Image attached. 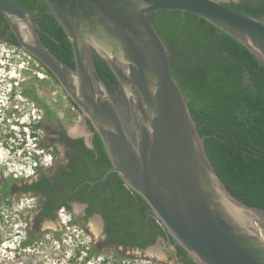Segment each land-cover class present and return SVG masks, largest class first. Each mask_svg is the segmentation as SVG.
<instances>
[{"label":"water","instance_id":"1","mask_svg":"<svg viewBox=\"0 0 264 264\" xmlns=\"http://www.w3.org/2000/svg\"><path fill=\"white\" fill-rule=\"evenodd\" d=\"M74 51L61 59L39 19L0 0L18 45L56 78L101 138L111 166L197 264H264V206L223 181L149 14L192 12L244 44L264 66V17L221 0H45ZM96 59L114 73L109 86ZM101 221V220H100ZM160 241V240H159ZM148 248H160V242Z\"/></svg>","mask_w":264,"mask_h":264},{"label":"trees","instance_id":"2","mask_svg":"<svg viewBox=\"0 0 264 264\" xmlns=\"http://www.w3.org/2000/svg\"><path fill=\"white\" fill-rule=\"evenodd\" d=\"M14 1L38 17L45 43L61 59L74 65L71 42L46 1ZM222 1L240 12L264 17V0ZM149 16L168 46L172 72L185 93L215 169L245 202L264 206L263 64L235 37L192 12L160 10ZM0 39L18 45L1 11ZM95 61L99 73L113 88L117 84L114 73L102 61ZM23 93L42 105L49 115L53 114L35 89ZM66 141L75 149L73 153L67 152L69 164L55 173L41 172L32 186L45 197L43 214L56 219L55 210L67 206L62 200L75 198L87 202L91 212L103 214L113 241L146 247L162 237L174 244V255L180 264H197L175 243L147 202L116 172L102 179L111 162L97 133L93 148H87L82 139ZM5 195L6 192L1 199ZM32 240L29 236L22 245H30Z\"/></svg>","mask_w":264,"mask_h":264},{"label":"rangeland","instance_id":"3","mask_svg":"<svg viewBox=\"0 0 264 264\" xmlns=\"http://www.w3.org/2000/svg\"><path fill=\"white\" fill-rule=\"evenodd\" d=\"M27 89H35L53 114L25 96ZM41 120L43 131L35 127ZM61 127L89 133L60 84L20 46L0 39V264H180L174 247L163 240L159 249L109 246L101 221L84 220L78 206L60 209L55 220L39 223L36 198L11 195L24 179L49 173L59 159L64 161L63 148L51 141ZM3 190L9 194L1 199ZM29 236L31 244L23 246Z\"/></svg>","mask_w":264,"mask_h":264},{"label":"flooded vegetation","instance_id":"4","mask_svg":"<svg viewBox=\"0 0 264 264\" xmlns=\"http://www.w3.org/2000/svg\"><path fill=\"white\" fill-rule=\"evenodd\" d=\"M80 111V110H79ZM83 120L85 125L88 128V135L85 134V132L83 131H78L77 133H71L67 128H57L54 134L53 139L51 140L52 143L54 144V146L61 147L63 148L64 151V161H61V159H59L58 165L56 166V168H54L53 173L60 171V169L62 167H66L69 164V157L67 155V152H74L75 149L71 148L69 145H67V138L72 140V141H76L78 139H82L84 145L87 148H93L94 146V138H95V134L96 131L94 130L93 126L90 124V122L88 121V119L86 117L83 116ZM43 121H39L38 124L39 126L37 127V129H40L43 131L44 126H43ZM41 173L36 174L34 176H32L31 178H27L24 179L22 181V183L18 184L17 187L12 189V193L11 195L13 197L15 196H19V195H32L36 198V208H35V218L37 220V217L40 218V220H37L39 223H42L44 221H51V220H55V219H51L49 217V215L47 214H43V200H44V196L41 195V193H39V191H37L36 188L32 187L40 178ZM5 194V191L2 192V195ZM9 192L6 191V195H8ZM63 202H66L67 206L62 205L61 208L55 210L56 213V218L58 215V212L60 209H67L69 211L74 210L75 206H78L77 208H79L80 212H81V217L84 218V220H89L90 218H98L99 220H101V224H102V232L104 234V237L106 238V243L109 246H114V247H118L121 248L123 250H130V249H146L152 245L146 246V247H139L137 245H124L123 243H121L120 241H113L111 236L107 233V223L106 220L103 216V214L100 211H90V206L87 202L84 201H80L78 199H70V198H66L64 200H62ZM159 240H163L165 241L162 237H158L157 241L153 244L155 245ZM166 242V241H165ZM174 247V244H170ZM175 250V247H174Z\"/></svg>","mask_w":264,"mask_h":264},{"label":"bare ground","instance_id":"5","mask_svg":"<svg viewBox=\"0 0 264 264\" xmlns=\"http://www.w3.org/2000/svg\"><path fill=\"white\" fill-rule=\"evenodd\" d=\"M79 131V128L77 127V128H75V129H73V133H77ZM93 223V222H92ZM97 226H98V224H97ZM94 229H96L95 227H94Z\"/></svg>","mask_w":264,"mask_h":264},{"label":"built area","instance_id":"6","mask_svg":"<svg viewBox=\"0 0 264 264\" xmlns=\"http://www.w3.org/2000/svg\"><path fill=\"white\" fill-rule=\"evenodd\" d=\"M23 50V49H22ZM24 51V50H23ZM26 52V51H25ZM27 53V52H26ZM28 54V53H27ZM31 56V55H30ZM34 60L37 62V63H39L41 66H42V64L39 62V61H37L35 58H34ZM43 67V66H42ZM44 68V67H43ZM47 72V71H46ZM48 73V72H47ZM30 132H29V136H30Z\"/></svg>","mask_w":264,"mask_h":264}]
</instances>
